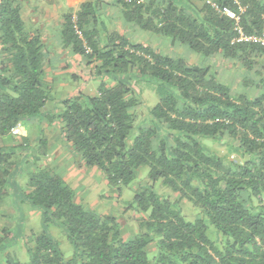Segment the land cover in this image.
Listing matches in <instances>:
<instances>
[{"label": "trees", "instance_id": "1", "mask_svg": "<svg viewBox=\"0 0 264 264\" xmlns=\"http://www.w3.org/2000/svg\"><path fill=\"white\" fill-rule=\"evenodd\" d=\"M115 3L122 21L150 41L101 25L99 1L65 14L62 46L83 57L99 84L94 95L70 92L51 114L44 107L56 92L46 77L42 31L33 30L19 2L0 0V135L16 142L0 147V200L18 196L22 206L40 210L45 226L22 242L26 262L8 253L0 264H264V47L234 41V19L212 5L233 10L245 34L264 36V0ZM158 36L202 59L230 62L240 89L220 81L205 60L156 48ZM137 81L155 84L158 100L145 110ZM44 119L57 121L64 144L86 167L97 168L108 187L121 193L141 179L123 210L136 213L132 236L123 235L118 215L75 200L48 163L38 124ZM18 123L39 128L11 134ZM141 167L147 168L143 177ZM184 203L193 218L183 212ZM49 224L66 234L69 258ZM5 225L0 222V249L11 236Z\"/></svg>", "mask_w": 264, "mask_h": 264}, {"label": "crops", "instance_id": "2", "mask_svg": "<svg viewBox=\"0 0 264 264\" xmlns=\"http://www.w3.org/2000/svg\"><path fill=\"white\" fill-rule=\"evenodd\" d=\"M16 1L19 2L20 6L22 7L23 16L26 18L28 23L35 28L33 30L40 29L43 34L42 39L48 51L46 77L53 80V90L56 92L54 99H52L50 103L48 102L44 107V111H48L52 114L58 110V102L60 99L64 98L70 92H87L86 90L84 91V86L82 88H78V85H74V82L71 81L74 78L73 76H77L78 80L81 77L82 79L84 78L87 87L89 83L95 79L90 75L89 68L83 57L78 54L70 53L69 50L62 46L60 33L63 28V18L65 14L76 11L79 5L83 2L99 1L100 4L97 8H99L101 12H108L107 15L108 18H110V24H113L114 27H116V31L126 33L125 27L132 24L122 21L121 8L115 3V0ZM204 1L213 0H191V2L199 6ZM144 38L145 39H140L139 41H150L146 40L147 37ZM156 39H160V37H155L153 43L157 48L158 44L155 42ZM57 85H62V87ZM46 120H38V124L41 128V134L48 145L49 165L59 174H61L73 189L77 185H84L87 187L88 192H92L93 196L100 193L99 201L104 200L105 196L108 195L107 193H109L111 190H108L109 187L101 172L95 167H86L81 161H79L78 156L73 155L71 150L64 144L62 136L58 130V124L56 123L57 121L49 125ZM36 127L39 128L38 126ZM36 127L35 125L32 127H27L24 125L20 135L21 133H27V131L30 129L37 130ZM15 143V137L0 135V147L12 146ZM102 188H104L105 194L102 193ZM97 190H101V192ZM113 192H116L115 188L113 189ZM116 198L119 199L120 195H117ZM83 201L86 202V195H83ZM111 204L112 203L110 202L107 206L100 207L99 211H95L99 214H111L110 212H112L113 208L115 207L113 204ZM12 213V208L5 211V214H7L6 217H10ZM134 231L135 217H133L132 220L129 219L127 222V232L132 235Z\"/></svg>", "mask_w": 264, "mask_h": 264}, {"label": "rangeland", "instance_id": "3", "mask_svg": "<svg viewBox=\"0 0 264 264\" xmlns=\"http://www.w3.org/2000/svg\"><path fill=\"white\" fill-rule=\"evenodd\" d=\"M108 12H101L99 10L98 12V22L105 25V27L109 30H115L116 27H114L113 24H110V18H108ZM125 32L131 37L136 38V40L145 39L144 37H147L148 35L145 33V31L136 29L132 25H128L125 27ZM153 35V34H152ZM154 36V35H153ZM158 46L162 47L161 51L164 53L173 55L177 53V56H182L185 58H193L195 61H202L205 59H202L200 56H196L195 53L192 51H189L188 48L185 45H172L171 41L167 38L160 37V39H156L155 41ZM176 49V51H175ZM181 51H184V54L179 53ZM187 51V52H185ZM205 63L212 64V68L215 69L217 72L218 79L222 81L223 83H226L230 85L233 89H240V77L239 73L237 71L236 67H233L230 62H225L219 59H216L214 62L207 59L205 60ZM80 76V75H79ZM99 84V81L97 79H94L91 81L87 87L84 78L82 77L78 80L77 83H74L75 86L78 85V88H82L84 86V91L86 94L94 95L97 90V86ZM135 85V84H134ZM61 86L62 85H57ZM87 88V89H86ZM135 89L141 92V100L143 103V109L145 110L148 107H151L156 103L158 100V95L155 89V84L153 82L148 81H137L135 85ZM252 93V92H250ZM146 107V108H145ZM24 125H22L23 127ZM209 139H204V142L206 143ZM212 145V144H211ZM213 147L216 148L219 152L223 153L225 148L224 146L220 144H213ZM140 177H143L147 174V168L141 167L140 168ZM131 182L125 187H121L120 192L116 190V192H113V187H109L108 190H111L108 195L105 196L104 200L99 201V194L92 195V192L87 191V187L84 185H77L74 187L73 191L75 194V200L82 203L86 207H89L93 210H98L102 206H107L110 202L115 206L110 212L111 214L118 215L119 223L122 227V233L125 236H132L130 233L127 232V222L128 220H132L133 217H136V213L132 209L128 210L127 212H124L123 210L127 206V202L131 200L134 194V189L136 188L137 182L141 183V179H138L137 182ZM21 185H18L17 190L20 191ZM101 192V190H97ZM113 192V193H112ZM102 193L105 194L104 188H102ZM12 195V194H11ZM11 195L4 197L2 200H0V222L3 221L8 222L5 226H11V236L10 239H8V242L5 244L4 249H0V261H4L5 255L9 253L13 258L20 260L21 262H26L28 259V254L26 249L24 250L21 247L22 242L25 243L29 240L32 233H40L44 229V223L42 221V217L40 214L39 209H30L29 205H21L18 196H15L11 199ZM83 195H86V202L83 201ZM117 195H120V198H116ZM111 204V205H112ZM10 208L16 210V213L14 212V215L12 219L9 217H6L7 214H5L6 210H9ZM183 212L187 215L189 218H193L194 211L192 210L191 206L187 203L183 204ZM13 210V211H14ZM5 214V216H4ZM10 220L12 223H10ZM10 223V225H8ZM48 233H50L53 238L57 241L59 248L65 258H69L73 253V248L66 236V234L62 231V229L54 224H49L46 227ZM126 230V231H125ZM12 241V242H11ZM14 244V245H13Z\"/></svg>", "mask_w": 264, "mask_h": 264}, {"label": "built area", "instance_id": "4", "mask_svg": "<svg viewBox=\"0 0 264 264\" xmlns=\"http://www.w3.org/2000/svg\"><path fill=\"white\" fill-rule=\"evenodd\" d=\"M212 5L216 10H219L220 12L225 14L226 16L234 19V21H235V26H234L235 38H234V41H236V42H250V43H255V44H258V45H261L264 47V36L245 34L242 30V27L239 25V18L233 10H231L227 6L220 7L214 3ZM239 10L242 11V8L239 7ZM77 34L78 35L81 34L78 29H77ZM87 51H88V49H87ZM21 130H22V124L18 123L16 126H14L10 129V133L13 135H18V134H20Z\"/></svg>", "mask_w": 264, "mask_h": 264}, {"label": "clouds", "instance_id": "5", "mask_svg": "<svg viewBox=\"0 0 264 264\" xmlns=\"http://www.w3.org/2000/svg\"><path fill=\"white\" fill-rule=\"evenodd\" d=\"M19 135V134H18Z\"/></svg>", "mask_w": 264, "mask_h": 264}]
</instances>
